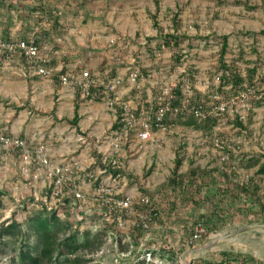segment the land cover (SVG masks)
Segmentation results:
<instances>
[{
	"label": "rangeland",
	"instance_id": "374dc122",
	"mask_svg": "<svg viewBox=\"0 0 264 264\" xmlns=\"http://www.w3.org/2000/svg\"><path fill=\"white\" fill-rule=\"evenodd\" d=\"M3 3L0 22L2 37L5 26L12 22L10 8L16 12V0H3ZM65 5L69 15L64 17L61 14V23L73 24L64 26L66 32L61 40L65 55L69 57L63 71L66 74L75 76L87 70L99 85L120 76L122 84L117 90L133 91L122 101L143 109L155 102L163 88L170 87L174 82L181 84L189 77L191 98L195 97L196 92L205 96L203 99L208 111L215 105L213 95L226 105V112L221 115L213 112L216 119L208 123L168 116V130L161 132L153 128L150 133L153 143L147 151L139 150L135 132H129L130 142L124 144L119 152L122 156L119 160L121 169L128 173V177L133 179L134 176L138 182L143 181L149 196L163 199L159 209L161 220L146 232L149 244L143 239L146 241L143 242L144 246H138L141 240L135 242L132 237L124 235L121 250H126V254L117 256L121 263L114 261L116 249L105 248L96 253L99 255L102 252L105 257L100 264L221 263L224 261L223 252L247 254L258 264H264V174L259 173L264 163V92L245 95L244 102H241V95L234 94L231 85L220 89V77L224 70L219 65L222 43L226 37L223 59L228 68L244 80L248 76L247 69L257 67V71H264V34L260 33L264 31V0H68ZM49 10L53 16L52 22L58 12L54 15ZM24 11L17 10L19 18ZM23 19L27 22V17L21 18L20 21L24 23ZM167 35L176 40L168 39ZM11 38L16 40V34ZM165 39L169 45L165 44ZM76 40H79L78 44ZM45 43L50 46L49 41ZM5 58L6 54H0V86L4 77L10 76L7 67L20 63L19 57L14 62ZM134 70L140 73L135 80L127 74ZM32 72L30 70L29 75H25L30 78V87L20 104L29 110V118L36 113H44V107L36 106L37 109H34L28 106L36 95L37 100L51 99L55 111L63 105L66 110L62 120L55 125L63 124L62 140L70 145L68 157L75 159L88 174L108 178L107 173L100 174L101 166L94 161H99L100 157H111L109 137L116 131L115 120L112 129L95 123L101 127L95 133L100 134L95 138L83 139L85 143L80 142L77 130L68 121V117H73L75 99L79 107H84L87 115L94 105L97 110L103 103L107 108L105 102L87 98L71 86L64 93L60 89L51 92V87L48 88L44 81L36 77L50 80L60 72L54 70L56 73L51 74L53 77L30 76ZM98 90L102 92V87ZM1 95L0 103L3 102ZM245 104L250 110L245 108ZM19 109H15L14 104L4 105V110L8 112ZM3 117L8 118L6 115ZM11 119L16 120V116ZM0 129L4 132L3 128ZM55 131L59 133V130ZM226 138L234 141L226 149H218L215 141ZM19 160L15 149L0 143V226L16 220L25 230L26 218L39 209L31 198L39 196L42 182L36 183L33 170L26 173L27 169ZM177 162L179 165L176 167ZM190 169H198L202 176L198 180L195 177L194 183L197 184L194 187L191 184L188 189L178 186L175 192L182 202L175 211H166L164 206L172 205V202L167 200L162 185L174 173L177 178ZM119 181L115 185L110 184L133 201L138 199L136 183L130 181L126 184V177L121 178L122 185ZM80 188L85 203L91 205L93 186L87 183ZM241 188L247 192L241 191ZM198 198L199 205L195 204ZM91 213L94 214V211L91 210ZM196 220L206 227L207 235L193 244L190 238ZM124 222L125 226L118 228L121 235L128 231L129 225L135 223L134 215H128ZM19 239L5 248L0 255V264H9L16 257ZM5 241L10 240L6 238ZM28 242L33 245V237ZM211 243L210 247L200 252L194 251ZM84 253V259H88L90 252Z\"/></svg>",
	"mask_w": 264,
	"mask_h": 264
},
{
	"label": "built area",
	"instance_id": "2783aa9c",
	"mask_svg": "<svg viewBox=\"0 0 264 264\" xmlns=\"http://www.w3.org/2000/svg\"><path fill=\"white\" fill-rule=\"evenodd\" d=\"M38 38L35 32H32L25 38H16L14 41L12 38L7 40L0 38V54H6L7 58L5 59L13 62L19 57L23 60L26 68L28 67L35 74L50 77L54 71L49 66L51 61L50 48L45 43V39L39 40ZM59 72L57 79L62 85L78 89L87 98L101 99L105 102L107 109L114 115L117 128L109 137L112 155L109 159L100 157L99 161L97 159L94 161L101 166L99 168L100 174L107 173L108 178L104 179L98 175L88 174L86 170H82V167L77 164L75 159L68 157V155L61 157L58 163H54L46 147L32 146L23 139L7 137L0 134V143L6 147L16 148L18 159H20L19 161L22 163L23 168L27 169L25 170L26 173L33 170L34 181L36 183L42 182L39 188V196L35 195L32 200L37 203L39 208H45L47 211L56 213L59 217H64V202L66 200H72L74 202V209L77 212H84L85 222L79 226V230L87 227V219L93 215L91 210L97 214L102 207L106 208L104 217L107 223H116L118 228L123 227L125 226V218L128 215L135 216L132 211L133 205L144 204L148 201L146 196H140V194L138 199L133 201L131 197L118 192L110 183H114L115 185V182L120 180L119 182L122 185L123 181H121V178L126 177V184H129L131 183L129 177L119 174L114 175L105 168L107 164H111L113 169H121L119 160L122 156L119 152L124 144L130 142V131L135 132L139 150L147 151L149 150V145L153 143V135L150 134L152 133V129L155 128L161 132H166L168 130L166 118L169 115H173L174 117L180 116L183 119L187 116H194L197 120L204 121L213 112L217 115L226 112L225 103L220 101L216 95L212 96L216 104L208 114L201 111L195 105H192L190 103L192 85L188 81L189 77H186L181 84L174 82L171 83L170 87L163 88V91L157 95L155 102L153 104L151 103L147 109H143V107H133L131 103L120 100L117 95V89L122 84L121 77L116 76L110 78L105 83L103 82V84L99 85L97 80L91 74L89 75L87 70L75 76H70L61 71ZM138 76L140 74L137 70H134L130 74L133 80ZM100 86L102 87V92L98 90ZM178 87L181 88L182 97L179 105L173 106V102L177 99L174 90ZM185 87L186 89L184 90ZM245 87L247 88V86ZM256 91H260L261 94L264 91V71H257L252 89L247 88L246 92L239 93L237 96L241 95L242 99L240 101L244 102L245 95ZM246 105L245 108L250 110L249 106ZM83 139L80 138L81 143H85ZM233 141L231 138H226L221 141L216 140L215 146L220 150H224ZM87 183L94 188L90 198L91 205L85 203V196L80 188L82 184ZM123 213H125V217ZM113 214L116 217H113ZM143 227H147L146 222H144ZM203 233V226L200 223L195 224L190 243L198 241ZM100 253L99 255L95 254L94 257L98 262L105 260L102 252ZM114 257L116 258L114 260L116 263H121V260L117 256Z\"/></svg>",
	"mask_w": 264,
	"mask_h": 264
},
{
	"label": "trees",
	"instance_id": "16d2710c",
	"mask_svg": "<svg viewBox=\"0 0 264 264\" xmlns=\"http://www.w3.org/2000/svg\"><path fill=\"white\" fill-rule=\"evenodd\" d=\"M43 13L44 16H47L48 14L47 11ZM260 33L264 34V31L262 30ZM45 36L46 34L42 35L41 37H44L46 40L48 36ZM167 38L175 39L169 35H167ZM226 40V37H224L220 54L219 65L224 70L223 75L220 77V89H222V86L231 85L233 93H237L236 95H238L241 93V91L246 92L247 88L252 89V86L254 85V75L257 73V67L247 69V81L240 77L232 69L228 68L223 59V54L227 47ZM165 44L169 45L168 40L165 41ZM113 71H115V69H113ZM245 86H247V88ZM174 92L177 96V99L173 102V106H178L182 97L181 88L178 87L174 90ZM203 98H205V96L201 95L199 92H196L195 97L190 99V103L195 105L204 113L208 114L210 111H208L206 108ZM214 103L216 104L215 100ZM177 117L183 119L180 116ZM187 118H190L191 120L196 119L194 116H187L185 119ZM212 119H216V117L213 114H210L207 116L204 122L207 121L208 123ZM77 121L78 115L76 105L71 123L76 125ZM178 165L179 162L176 163V167ZM105 168H107V170L112 172L114 175H126L127 173L123 169H113L111 164H107ZM259 173L264 174V163L259 169ZM174 174L172 175L173 177H170L161 187V189L167 194V200H171L170 202H172V205L167 204L164 206V208H166V211L171 210V212L175 211V208H177L182 202L180 201V197H178L175 192L176 188L178 186L180 187V185L187 189L190 188L191 185L194 187L197 184V182L196 184L194 183V180H198L202 176V172L198 169H190L186 174L177 178H175ZM126 176L128 177V175ZM224 176L226 175L224 174ZM195 177L197 178L195 179ZM129 180L133 183H136L140 196H146L148 201L144 204L133 205L132 211L135 214V223L129 225L128 231L125 234H120L118 225L116 223L109 224L106 222L104 217V212L106 210L105 207H102L99 213H94L91 215V217H88L87 227L80 231L79 226L85 222L84 212H77L74 209V202L72 200H66L63 206L65 210L64 217H59L56 213L47 211L45 208H39L26 218L25 230L22 229L21 223L17 222L16 220H11V222L6 225L2 224L0 226V255L8 245L16 242V239L20 238V246L17 249L16 257L13 258L9 264H100V262L96 261V258H94L95 255L93 256V254H96L105 248H111L112 250L116 249L115 253L117 254L114 256H118V254H126V250H121V244L124 243L122 239L124 235V237L127 238L132 237L135 239V242L138 239L139 241L141 240V244H137L138 246H142L145 240H147V243L149 244L150 242L147 238L146 232L149 231L153 224H156V221L157 223L160 222L161 212L159 209L163 199L157 200L158 196H156V198L149 196V192L146 190V186L143 185V181L139 180L138 182L134 176L133 179L129 177ZM241 191L245 193L247 192L245 188H241ZM31 200H33V198H31ZM191 203H193V201ZM199 203L200 198L196 199L195 201V204L199 205ZM216 213H218V210ZM112 216L116 217L115 214ZM123 216H126L125 213H123ZM144 222L147 223L146 228L143 227ZM194 223L198 224L200 222L197 223L196 220ZM200 224L202 225V223ZM202 226L204 228V233L202 234L201 238L207 235L206 227L204 225ZM32 237L34 239V244L30 245L28 241ZM6 238L10 241H5ZM196 242H193V244ZM14 246L16 245L14 244ZM87 251L90 252L88 255L89 258L84 259V252ZM222 255L224 256V261L221 263L204 262V264H258L250 255L247 254H231L223 252Z\"/></svg>",
	"mask_w": 264,
	"mask_h": 264
},
{
	"label": "crops",
	"instance_id": "0c3cea01",
	"mask_svg": "<svg viewBox=\"0 0 264 264\" xmlns=\"http://www.w3.org/2000/svg\"><path fill=\"white\" fill-rule=\"evenodd\" d=\"M67 1L68 0H16V12H14L15 10L14 8H10L11 9L10 14L13 15V18H11L12 22L5 26L6 29L5 32L3 33L5 35H3V37L1 36L2 32L0 30V38L1 39L4 38L3 40H7L11 38V35H15V34H16V38H23V37H27L32 32H35L36 35L39 37L38 39L42 40L44 39V37L41 36L46 34V36H48L46 40L49 41L48 44L50 45L49 48L51 46L53 47V48L51 47L50 49V57L52 59L51 67L56 72L60 70L61 72H63L64 68L66 67L65 61H67L69 57L68 55H65L66 51H64L62 48L61 40L63 38V33L66 32L64 26L68 27L73 25L72 23H67L65 25L61 23V19H60L61 14L64 17H68L69 15L68 12H66L67 5H65V3ZM2 9L4 10V3L3 0H0V22L3 16ZM19 9L23 11L25 10L22 17L24 16L27 17V19H25L27 20V22H25L24 19H23L24 23L21 22L22 17L19 18L18 17L19 13L17 12V10ZM48 9H51L52 11L51 10L49 11H51L52 14L54 15H56V12H58V16H55V19L52 22L51 19L53 16L49 14ZM46 11L48 12V14L47 16H44L43 12ZM31 17H33L32 20L29 19ZM73 37L75 40V36ZM76 43L78 44L79 40H76ZM7 69H8L7 73L10 76L8 78L5 76L0 86V93L2 94L1 96L3 98V102L0 103V127L3 128L4 130V132H2V129H0V134L1 135L5 134V136L10 135L13 138L23 139L32 146H37V147L44 146L47 148L49 155L51 156L54 163H58L61 157L65 156V154L68 155L67 152L70 148L69 147L70 145H68L62 140V137L64 135L62 133L63 124L62 125L59 124L58 126L55 125V123H59V121L62 120V116L64 115V111L66 110V108L62 105L61 106L62 108L58 107L55 111L53 109L54 105L51 99L47 100L46 98H42L44 100L40 101L42 99L39 98V100H37L38 96L36 95L37 98L35 96L34 100H31V103L28 104V106H33L34 109H37L36 106L44 107L43 110L44 113L41 112L40 114L36 113V115L33 116L30 115L32 118H29L28 115L29 110L24 109V107L20 104H22L21 103L23 100L22 98H24V96L26 97L27 94L26 91L28 90V86L30 87V85L28 84V79L30 80V78L25 77L26 74L29 75L28 72H30V70L28 67L26 68L22 59H20V63L16 62V65L13 64V66L11 65L7 67ZM56 72H53V75ZM127 74L130 75L131 72L129 71V73ZM33 75L36 76L34 72H32V75L30 76ZM57 76L58 73L56 74L55 78L53 79L51 78L50 80H46V79L41 80L39 76H37L36 79H38L39 81H44L47 84L48 88L51 87L50 88L51 92H55V91L58 92L60 89L64 93V91L68 90V88L70 87L62 85L58 81ZM50 83L52 85H50ZM120 88L121 87H119V89ZM132 93L133 91L128 93L124 89L121 91L117 90V95L119 96L121 101L122 99L129 97ZM5 104L6 105L14 104L15 109L16 107H19L20 109L10 110L8 112L4 110ZM76 105H77L78 121L77 124L74 125V128L77 130L78 132L77 136H79V138L91 139L98 136L100 133H95V132L100 131L101 127L95 125V123L97 124V122L98 124L106 125L107 129H112V127L114 128V115L107 108H105L104 103L99 105L100 108L98 110H97V106L94 105L92 107V110L87 115L84 107H79L75 99V105L73 102V107H72L73 108L72 116H74ZM3 114L8 116V118L4 119ZM15 116H16V120H12L11 118ZM68 119H69L68 121L71 122L73 117H68ZM10 120L11 123L9 124L8 122ZM41 122H44V124H42ZM55 130L57 131L59 130V133H55L56 132ZM70 136L75 137L73 136V134L72 135L70 134ZM78 146L79 145H76V147ZM12 149L16 150V148L13 147ZM75 150L77 151V149Z\"/></svg>",
	"mask_w": 264,
	"mask_h": 264
},
{
	"label": "water",
	"instance_id": "95a60500",
	"mask_svg": "<svg viewBox=\"0 0 264 264\" xmlns=\"http://www.w3.org/2000/svg\"><path fill=\"white\" fill-rule=\"evenodd\" d=\"M244 229H245V228H243V229H239V230H237L235 233H238V232H240V231H242V230H244ZM211 245H212V243L209 244V245H205V246H203V247H200V248H198V249H196V250H194V251H196V252H200V251H202V250H204V249L210 247Z\"/></svg>",
	"mask_w": 264,
	"mask_h": 264
}]
</instances>
